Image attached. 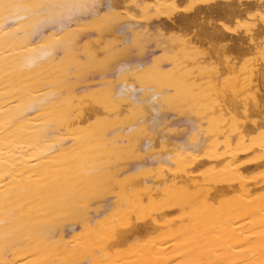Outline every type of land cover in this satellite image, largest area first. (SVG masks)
I'll return each mask as SVG.
<instances>
[{"label": "bare ground", "instance_id": "6f19581e", "mask_svg": "<svg viewBox=\"0 0 264 264\" xmlns=\"http://www.w3.org/2000/svg\"><path fill=\"white\" fill-rule=\"evenodd\" d=\"M261 17L0 0V264H264Z\"/></svg>", "mask_w": 264, "mask_h": 264}, {"label": "snow or ice", "instance_id": "6c2138e0", "mask_svg": "<svg viewBox=\"0 0 264 264\" xmlns=\"http://www.w3.org/2000/svg\"><path fill=\"white\" fill-rule=\"evenodd\" d=\"M191 7L192 6L189 5L184 10L188 11ZM261 19H264V17H261ZM204 23L212 25L219 38H224L225 33H235L241 27L240 22L238 20L235 21L236 27H232L231 21H225V19L223 17H219V16L214 20H206ZM220 47L224 48V47H226V45L221 44Z\"/></svg>", "mask_w": 264, "mask_h": 264}, {"label": "rangeland", "instance_id": "374dc122", "mask_svg": "<svg viewBox=\"0 0 264 264\" xmlns=\"http://www.w3.org/2000/svg\"><path fill=\"white\" fill-rule=\"evenodd\" d=\"M240 58L242 57V55H238Z\"/></svg>", "mask_w": 264, "mask_h": 264}]
</instances>
